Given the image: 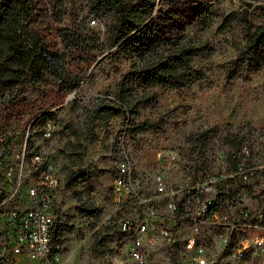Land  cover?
I'll return each instance as SVG.
<instances>
[{"label":"rangeland","instance_id":"374dc122","mask_svg":"<svg viewBox=\"0 0 264 264\" xmlns=\"http://www.w3.org/2000/svg\"><path fill=\"white\" fill-rule=\"evenodd\" d=\"M87 7L84 0H66L59 15L42 4L33 16V25L48 44L65 52L66 67L81 78L78 88L71 93L55 84L31 85L22 91L15 88L0 96V123L22 129L35 115L49 112L47 118L55 123V139L65 148L68 140L75 138L72 130L79 132L85 148L80 167L92 176L81 179L77 188L96 205L100 217L82 215L77 199L72 190L64 187L63 180L57 193L64 220L62 264H117L125 256L121 255L123 247L119 246L116 221L127 212V207L121 208V202L115 198L113 179L124 151L132 159L137 188L151 199L157 198L155 179L160 155L172 152L181 165L194 168L196 159L195 154H190L188 136L202 129L214 132L207 151L214 178L230 175L226 159L229 147L222 140L227 133L245 135V145L250 151L246 162L264 169V64L256 71L244 72L243 76L226 78L231 60L245 41V21L264 24V0H158L154 16L163 14V26L169 34L183 32L208 41V49L194 59L205 74L185 88L156 86L157 97L135 119L163 115L165 124L161 129L135 137L123 130L128 123L123 115L107 123L97 122L94 136L82 131L94 97L103 91H113L116 80L133 61L121 55H107L108 51L102 52L92 42L95 31L103 35L105 19L97 18L103 26L91 24V17L96 16ZM74 21L79 22L92 44L67 50L61 43L59 27ZM72 159L74 156L66 151L62 161L65 174ZM260 179H264V174ZM239 206L254 211L258 202L250 197ZM215 234L214 230L204 233L210 241ZM166 258L165 250L157 247L153 254L155 264H170Z\"/></svg>","mask_w":264,"mask_h":264},{"label":"built area","instance_id":"2783aa9c","mask_svg":"<svg viewBox=\"0 0 264 264\" xmlns=\"http://www.w3.org/2000/svg\"><path fill=\"white\" fill-rule=\"evenodd\" d=\"M91 24L103 26L95 19ZM38 115L22 129L0 123V264H62L64 235L58 231L64 220L57 193L66 176L63 146L55 139L54 121L39 127ZM239 155L225 178H214L210 167L183 166L172 152L160 155L157 198L151 199L137 188L124 151L113 179L115 198L127 207L116 221L126 262L117 264H155L157 247L170 264H264L259 205L254 211L239 206L250 197L257 200L264 189V179L252 191L244 186L260 178L262 169L246 162L247 145ZM209 230L216 233L213 241L204 235Z\"/></svg>","mask_w":264,"mask_h":264},{"label":"trees","instance_id":"16d2710c","mask_svg":"<svg viewBox=\"0 0 264 264\" xmlns=\"http://www.w3.org/2000/svg\"><path fill=\"white\" fill-rule=\"evenodd\" d=\"M65 1L0 0V96L15 88L22 91L27 86L41 83L58 85L67 93L78 88L81 78L66 67L65 52L52 48L33 25V16L40 5L59 15ZM84 1L88 3L89 13L96 16L91 20L105 19L103 35L95 31L92 42H96L102 52L108 51L107 55H121L133 61L120 74L113 91H103L94 97L86 112L82 131L94 136L97 122L107 123L121 115L128 119L123 130L129 136L161 129L165 124L163 115L140 120L135 117L157 97L156 86L185 88L204 77L203 69L194 63V59L208 49V41L189 37L183 32L169 34L163 26V14L154 16L158 0ZM245 28V41L227 69L226 78L229 80L243 76L244 72L256 71L264 64V24L254 25L246 20ZM59 36L67 50L82 49L92 44L79 22L75 21L59 27ZM49 114L40 112L36 125L41 127ZM72 132L75 138L68 140V149L62 147L64 158L66 151L74 156L72 166L66 170L65 188L72 190L82 215L99 219L100 211L96 205L84 198L77 188L81 179L87 180L92 174L79 171L85 148L79 140V132ZM213 136L214 132L209 128L188 136L190 154H195V170L209 167L207 151ZM222 140L229 147L226 152L229 169L235 170L240 161V150L245 145V135L227 133ZM261 172L264 174V169ZM256 177L253 183L244 186L252 191L262 181L259 175ZM257 200L264 223V189L257 194ZM63 228L64 221L58 231L60 235H63Z\"/></svg>","mask_w":264,"mask_h":264},{"label":"water","instance_id":"95a60500","mask_svg":"<svg viewBox=\"0 0 264 264\" xmlns=\"http://www.w3.org/2000/svg\"><path fill=\"white\" fill-rule=\"evenodd\" d=\"M79 171H82V167L79 168Z\"/></svg>","mask_w":264,"mask_h":264}]
</instances>
